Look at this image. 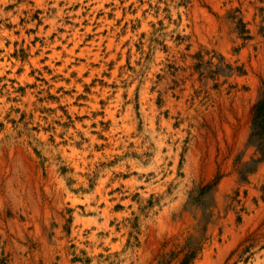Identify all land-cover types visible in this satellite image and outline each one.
Listing matches in <instances>:
<instances>
[{"label":"rangeland","instance_id":"obj_1","mask_svg":"<svg viewBox=\"0 0 264 264\" xmlns=\"http://www.w3.org/2000/svg\"><path fill=\"white\" fill-rule=\"evenodd\" d=\"M262 99L264 0H0V264H264Z\"/></svg>","mask_w":264,"mask_h":264},{"label":"trees","instance_id":"obj_2","mask_svg":"<svg viewBox=\"0 0 264 264\" xmlns=\"http://www.w3.org/2000/svg\"><path fill=\"white\" fill-rule=\"evenodd\" d=\"M254 128L259 134L264 133V99L255 104ZM256 134V132L254 133Z\"/></svg>","mask_w":264,"mask_h":264}]
</instances>
